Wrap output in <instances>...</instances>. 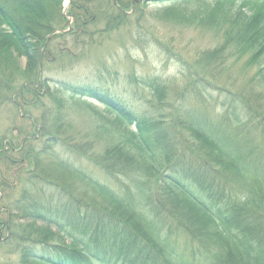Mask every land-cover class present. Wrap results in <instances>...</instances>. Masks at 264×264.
I'll return each mask as SVG.
<instances>
[{"label":"trees","instance_id":"1","mask_svg":"<svg viewBox=\"0 0 264 264\" xmlns=\"http://www.w3.org/2000/svg\"><path fill=\"white\" fill-rule=\"evenodd\" d=\"M64 1L0 0V108H41L39 118L23 114L27 125L13 137L21 142L0 140V232L18 241L20 264H264V163L249 131L264 139V0H155L170 4L174 19L221 33L223 43L200 57L203 76L184 74L174 104L153 86L151 114L97 87L59 81L52 92L42 81L49 55L71 56L61 42L76 48L89 25L118 30L146 0H70L69 30ZM227 50L263 65L244 94L206 79ZM62 93L104 108L98 136L72 130ZM210 104L229 112L212 119L203 111ZM83 161L114 186L85 173ZM176 236L189 252L177 251Z\"/></svg>","mask_w":264,"mask_h":264},{"label":"rangeland","instance_id":"2","mask_svg":"<svg viewBox=\"0 0 264 264\" xmlns=\"http://www.w3.org/2000/svg\"><path fill=\"white\" fill-rule=\"evenodd\" d=\"M205 1L212 3L215 0ZM186 5L180 4V7ZM67 6L68 2L64 1L62 13L67 10ZM170 7V4L146 0L136 11L129 12V20L118 30L107 32L105 22L96 26L89 25L83 30L84 34L81 32L83 35L78 36L76 48L70 44V41L61 42L62 48L68 46L67 49L72 51L71 56H65L62 52L49 55L51 62L45 63L42 68V81L46 82L52 92L58 89L59 81L97 87L141 114H151L156 111L153 106H157L158 103L153 86L160 85L161 88L166 89L162 99L170 100L168 102L170 105L174 104L172 99L177 100L178 94L184 89L186 81L184 74L190 71L203 76L198 65L200 57L205 52L220 49L223 36L221 33L204 31L192 25L190 21L174 19L166 14L165 10ZM65 17L67 27H70L73 19L67 18L66 12ZM248 59L247 54H232L227 50L220 61L222 66L218 65V73L211 75V78L206 76V79H210L216 87L225 91L244 94L252 83L256 85L255 74L264 65H249ZM18 64L19 71L24 72L25 60L20 59ZM259 92L261 107L259 113L264 119V84L259 87ZM217 94V92L213 93L215 100ZM60 96L64 102L63 110L72 124V130L91 137L98 136L101 122L99 113H103L104 108L90 99H86L85 102H74L68 94L62 93ZM41 100L45 108L50 106V101ZM221 101L220 98L217 103ZM210 107L203 111L212 119L221 116L225 110L229 112L227 107L221 108L219 105L214 107L213 104H210ZM193 108L197 111L200 109L199 106ZM232 110L237 111V107ZM25 113L33 117L38 115L39 118L41 108L38 107V111L29 107L21 109L19 104L18 109L10 104L0 108L1 141L4 140L6 143L12 140L17 142L16 144L21 142L22 137L17 141L13 137L27 125L23 120ZM237 114L242 121L244 118L240 109ZM106 116L113 117L111 114ZM249 131L256 133L251 146L261 153L260 159L264 163V139L259 137V131H254L253 126ZM262 131L264 132V128ZM97 143L102 146L103 140L99 139ZM97 149L101 150L98 146ZM80 167L85 173L87 171L97 178L100 183L114 186L115 183L109 181L98 169L88 166L86 161H83ZM120 183L122 184V181ZM0 219L4 220L5 216L0 215ZM19 233L20 231L16 236ZM11 236L5 228L0 232V264H20L21 246ZM175 240L180 254L190 251V243L182 236H176Z\"/></svg>","mask_w":264,"mask_h":264}]
</instances>
